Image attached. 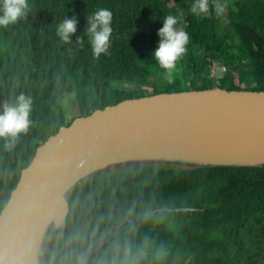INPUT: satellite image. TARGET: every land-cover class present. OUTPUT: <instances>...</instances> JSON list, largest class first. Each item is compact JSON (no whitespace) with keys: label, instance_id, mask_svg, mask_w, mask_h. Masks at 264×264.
I'll return each instance as SVG.
<instances>
[{"label":"trees","instance_id":"obj_1","mask_svg":"<svg viewBox=\"0 0 264 264\" xmlns=\"http://www.w3.org/2000/svg\"><path fill=\"white\" fill-rule=\"evenodd\" d=\"M227 1L209 0L210 14L194 15L181 10V5L191 9L193 0H28L25 16L0 27V102L20 92L32 98L27 131L11 147L0 138V213L37 147L62 125L147 94L117 84L152 85V93L211 88L209 64L220 60L228 71L217 86L264 90V0ZM216 3L224 8L219 15ZM98 8L112 11L113 31L108 53L96 57L86 27ZM73 14L77 30L64 42L57 25ZM169 14L190 37L171 82L152 57L157 30ZM181 70L190 73V87L182 85ZM149 77L160 79L163 89ZM71 93L79 113L68 120L62 99ZM67 197L66 220L60 229L47 231L40 264H73L112 228L147 212L134 221L140 225L135 239L166 245L169 255L162 264H264V163L179 167L139 162L122 171L90 174ZM160 209L167 211L155 213ZM126 228L83 264H95Z\"/></svg>","mask_w":264,"mask_h":264},{"label":"water","instance_id":"obj_2","mask_svg":"<svg viewBox=\"0 0 264 264\" xmlns=\"http://www.w3.org/2000/svg\"><path fill=\"white\" fill-rule=\"evenodd\" d=\"M179 167L264 163V90L213 86L150 93L79 115L41 143L0 213V264H40L51 226L60 229L67 192L90 174L135 163ZM167 211L160 209L155 211ZM114 227L80 254L149 215Z\"/></svg>","mask_w":264,"mask_h":264},{"label":"clouds","instance_id":"obj_3","mask_svg":"<svg viewBox=\"0 0 264 264\" xmlns=\"http://www.w3.org/2000/svg\"><path fill=\"white\" fill-rule=\"evenodd\" d=\"M217 15L223 12V5L216 3ZM29 10L28 0H0V27L15 23L25 16ZM190 11L194 15H209V0H193ZM113 13L108 8H98L87 17L86 33L94 56L107 54L112 37ZM78 18L73 14L65 17L57 25V35L64 42L71 39L77 30ZM178 17L167 15L162 26L157 30L159 37L157 46L152 52L160 68L164 69L165 79H173L177 61L187 51L189 34L177 27ZM80 41L81 37H77ZM217 86V84L215 85ZM32 98L23 92L0 102V138L5 140V147H11L20 133L26 132L31 124L30 112ZM140 225L129 222L124 233L114 237L104 252L97 257L95 264H162L169 255V248L164 244H156L148 239L136 241V233Z\"/></svg>","mask_w":264,"mask_h":264},{"label":"rangeland","instance_id":"obj_4","mask_svg":"<svg viewBox=\"0 0 264 264\" xmlns=\"http://www.w3.org/2000/svg\"><path fill=\"white\" fill-rule=\"evenodd\" d=\"M226 2H228L226 0ZM181 10H183V12L189 11L190 7L188 5H181ZM177 27L183 28L184 29V25L182 24H177ZM181 80H182V85L185 87H190V80H191V76L190 73L186 70H181ZM152 79H157L156 81H160L157 82V86L158 89H163L161 80L158 78H153V77H149L150 81H153ZM121 85L117 84V87L119 88H123V89H132V90H136V91H143L147 94L152 93L153 91V86H144L140 83H127L125 82L124 84L120 83ZM247 85H251L250 82H247ZM62 104L63 107L65 109L66 112V116L68 120H71L74 116H76L77 113H79L77 111V107H76V101H75V93H71L66 95L63 99H62ZM133 164L131 163H127V164H122V165H116L113 167L108 168V171H122L123 169L127 168V167H131Z\"/></svg>","mask_w":264,"mask_h":264},{"label":"built area","instance_id":"obj_5","mask_svg":"<svg viewBox=\"0 0 264 264\" xmlns=\"http://www.w3.org/2000/svg\"><path fill=\"white\" fill-rule=\"evenodd\" d=\"M228 71V66L220 60H212L209 64V76L214 81V84L220 82L225 73Z\"/></svg>","mask_w":264,"mask_h":264},{"label":"flooded vegetation","instance_id":"obj_6","mask_svg":"<svg viewBox=\"0 0 264 264\" xmlns=\"http://www.w3.org/2000/svg\"><path fill=\"white\" fill-rule=\"evenodd\" d=\"M113 229V228H112Z\"/></svg>","mask_w":264,"mask_h":264}]
</instances>
